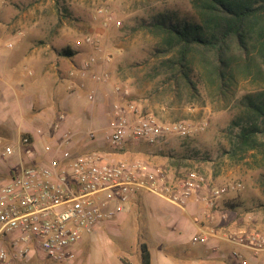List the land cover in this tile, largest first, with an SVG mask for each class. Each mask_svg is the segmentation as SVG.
<instances>
[{
	"label": "rangeland",
	"instance_id": "obj_1",
	"mask_svg": "<svg viewBox=\"0 0 264 264\" xmlns=\"http://www.w3.org/2000/svg\"><path fill=\"white\" fill-rule=\"evenodd\" d=\"M100 8L102 11L98 12ZM163 12L187 19L197 16L190 0H8L5 5H0V32L6 36L23 32L21 37L25 38L27 31L35 30L39 36L35 37L39 40L56 33L60 37L55 39L61 51L75 44L79 59L94 58V65L85 75L79 70L83 60L75 64L69 74L77 72L81 78H91L93 86L87 95H92L90 99L94 108H100L105 119L86 120L71 126L67 132L81 133L70 139L69 148L81 142L91 148L109 147L102 132H97L91 139L85 131L105 126L112 118L115 104L133 103L143 113L165 122L187 120L196 128L193 134L154 144L127 141V148H137L131 155L119 154L116 158L131 160L137 157L151 164L152 156L157 155L159 166H153L160 167L171 180L197 171L204 179L202 191L210 211L208 221H216L221 226H246L264 233V207L260 206L264 202L260 181L264 173V157L258 151L248 152L243 159L229 158L226 154L232 136L228 132L229 122L240 111L237 98L251 85L240 81L234 94L226 99L215 96L201 82L196 85L198 92L193 99L183 85L176 94L159 86V77L156 78L154 70L156 61L151 56L157 40L137 27L141 21L151 20ZM87 37L91 40L87 41ZM101 75L100 80L94 78ZM73 91H76L73 87L65 89L64 95L70 92V97L76 98L80 93L85 94ZM85 100L90 105L88 96ZM5 133L0 130L3 142L17 147L16 130L11 129V134ZM152 149H157L155 154H152ZM19 164L9 155L0 162V168L11 167L16 174ZM216 186H228V189L220 196H213L211 189ZM126 213L113 218L105 227L100 226L96 235H85L74 247L71 261L53 262L45 254L37 252L29 263L122 264L120 257L124 256L130 264H142L140 244L143 242L151 249L153 263L156 264L154 253L159 246L152 245L155 230L149 224V207H137ZM178 250L174 249L172 253ZM224 254L230 263L228 252Z\"/></svg>",
	"mask_w": 264,
	"mask_h": 264
},
{
	"label": "built area",
	"instance_id": "obj_2",
	"mask_svg": "<svg viewBox=\"0 0 264 264\" xmlns=\"http://www.w3.org/2000/svg\"><path fill=\"white\" fill-rule=\"evenodd\" d=\"M7 1L0 0V5ZM101 11L100 8L98 12ZM94 63L92 56L83 60L81 74L85 75ZM101 77L94 76L97 80ZM195 131L187 120L165 122L126 102L114 105L112 118L105 126L85 131L91 139L102 132L110 148L75 151V144L72 143L73 148L67 145L81 131H66L57 138L50 154L34 163L30 134L19 137L17 147L0 144V162L15 150L27 157L19 158L18 173L9 168L0 174V264H30L37 252L53 262L71 261L74 247L85 235H96L100 226L105 227L129 211L142 192L182 207L195 196L205 200L204 179L197 171L171 180L160 167L144 159L127 160L112 155L127 141L154 144L172 137L185 138ZM227 189L228 186H216L211 195L220 196ZM214 234L213 229H199L193 240L202 241ZM219 237L238 247L228 253L238 264H249L250 259L264 264V233L232 227ZM239 248L250 252L249 257Z\"/></svg>",
	"mask_w": 264,
	"mask_h": 264
},
{
	"label": "crops",
	"instance_id": "obj_3",
	"mask_svg": "<svg viewBox=\"0 0 264 264\" xmlns=\"http://www.w3.org/2000/svg\"><path fill=\"white\" fill-rule=\"evenodd\" d=\"M31 32L27 31L25 38L21 37L23 32H18L15 36H6L0 32V130L5 131V134H11V129L16 130L17 146L21 133L30 134L34 151L31 160L37 163L50 154L47 152H51L57 138L71 126L86 120L105 119V114L100 108L99 110L94 108L90 95H87L93 86L91 78H81L77 72L75 75L69 74L75 64L83 60L77 56L76 45L72 44L69 47L70 54L64 55L57 46L56 39L60 37L56 36V33L48 39L39 40L35 30ZM71 87L76 90L74 93L80 91L85 94L78 93L76 98L70 97V92L64 95L65 89ZM87 96L90 105L86 103ZM60 116L64 118L60 119ZM39 141H42V144ZM0 144L11 143L3 142L0 138ZM128 148L124 144L121 149L113 150L112 155L114 157L126 153L131 155L137 147ZM94 149L99 147L91 148L84 142L74 146V150L78 152ZM157 149H152V154ZM11 155L15 161L20 157L23 159L26 157L24 153L19 155L17 150ZM158 158L159 156L153 155L151 165L159 166ZM9 168L11 167L0 168V174ZM146 206L149 207L148 220H151L149 224L155 230L152 245L159 246L154 253L156 264H237L233 258H230L231 261L228 263L224 256V253H229L236 246L224 243L219 236L232 227L253 229L232 224L221 226L216 221H208L210 211L206 202L196 196L182 207L170 203L163 197L142 192L133 200L128 213L137 207ZM125 213L119 216H125ZM202 224L211 226L206 228ZM199 229L205 231L213 229L215 234L207 236L205 240L194 241L193 238ZM216 246L219 249H215ZM174 249L179 250L172 253ZM149 250L151 264H154L152 259L154 256L150 248ZM240 250L249 257L250 252ZM249 264H255V261L250 259Z\"/></svg>",
	"mask_w": 264,
	"mask_h": 264
},
{
	"label": "trees",
	"instance_id": "obj_4",
	"mask_svg": "<svg viewBox=\"0 0 264 264\" xmlns=\"http://www.w3.org/2000/svg\"><path fill=\"white\" fill-rule=\"evenodd\" d=\"M190 3L197 15L193 19L163 12L137 27L157 40L151 56L158 85L173 94L183 85L193 99L201 82L226 99L240 81L248 82L251 86L237 98L240 111L229 122L232 136L226 154L243 159L258 151L264 157V0ZM260 181L264 190V173ZM140 248L142 264H151L148 246L142 242ZM120 260L130 264L124 256Z\"/></svg>",
	"mask_w": 264,
	"mask_h": 264
}]
</instances>
